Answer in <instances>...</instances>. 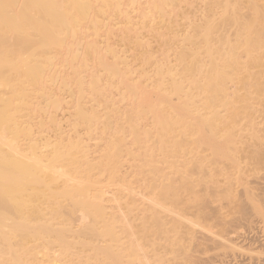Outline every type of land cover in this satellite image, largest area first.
Here are the masks:
<instances>
[{
	"label": "bare ground",
	"instance_id": "obj_1",
	"mask_svg": "<svg viewBox=\"0 0 264 264\" xmlns=\"http://www.w3.org/2000/svg\"><path fill=\"white\" fill-rule=\"evenodd\" d=\"M245 1L0 0V264H264V175L217 167L255 126ZM238 182L246 230L210 254L186 196Z\"/></svg>",
	"mask_w": 264,
	"mask_h": 264
},
{
	"label": "rangeland",
	"instance_id": "obj_2",
	"mask_svg": "<svg viewBox=\"0 0 264 264\" xmlns=\"http://www.w3.org/2000/svg\"><path fill=\"white\" fill-rule=\"evenodd\" d=\"M244 5H247L245 0ZM258 4V10L264 11V0H255ZM250 9L244 6L243 15H250ZM234 27H229L232 33ZM260 73L258 83L260 89L253 93L250 100L249 113L254 117V129L252 132L233 130V138L238 144L229 145V157L219 159L217 167H222L228 173H233L235 169L240 168L242 174L240 180L245 182V177L251 173L252 178L264 175V52H262V64L258 68H253L251 73ZM261 83V84H260ZM225 141V140H223ZM240 144V145H239ZM218 180L222 181L223 176L217 175ZM239 180V182H240ZM234 185L233 199L220 198V188L211 184L200 183L196 185L194 193L186 196L190 197V206L186 209L184 224H188L196 231L199 243L208 249L210 254L221 256L226 250L221 245L226 244V238L230 235L242 236L245 232V225L241 216V205H243V192L240 185ZM255 183H252L254 186ZM219 192V193H218ZM101 227L100 223L94 224ZM211 238L220 240L221 244L217 245L211 241ZM241 237L239 238V240ZM237 252L240 258L258 257L263 253L254 250H248L246 246L239 243Z\"/></svg>",
	"mask_w": 264,
	"mask_h": 264
}]
</instances>
